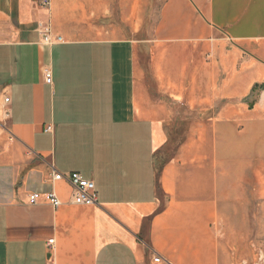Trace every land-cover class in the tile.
<instances>
[{"label":"crops","instance_id":"obj_1","mask_svg":"<svg viewBox=\"0 0 264 264\" xmlns=\"http://www.w3.org/2000/svg\"><path fill=\"white\" fill-rule=\"evenodd\" d=\"M42 1L0 0V264H264V0Z\"/></svg>","mask_w":264,"mask_h":264},{"label":"built area","instance_id":"obj_2","mask_svg":"<svg viewBox=\"0 0 264 264\" xmlns=\"http://www.w3.org/2000/svg\"><path fill=\"white\" fill-rule=\"evenodd\" d=\"M43 7H48L49 3L47 0L42 1ZM40 34L42 37V44L46 46H51L54 43H61L62 39L60 37H55L52 34L49 24L40 25ZM45 83H51V74L48 70H44ZM8 99H4L5 103H8ZM50 127L46 128V131H50ZM52 180L55 182H64L70 185L73 189L71 203L81 206H94L97 204L96 193L94 184L92 181L83 179L77 173L71 174H60L53 171ZM39 202H44L53 208H58L61 205L60 199L53 192L48 193H32L28 195V204L35 205ZM53 241H49L48 245L52 244ZM153 263L159 264L161 262L159 257H153Z\"/></svg>","mask_w":264,"mask_h":264},{"label":"rangeland","instance_id":"obj_3","mask_svg":"<svg viewBox=\"0 0 264 264\" xmlns=\"http://www.w3.org/2000/svg\"><path fill=\"white\" fill-rule=\"evenodd\" d=\"M251 99H253V97ZM186 130H187V124H184L183 126H181L180 130H178V133L175 135L176 136V139L174 141L175 143L182 141L183 134H185ZM176 148H177L176 145L171 146L170 150L172 151V153L176 150ZM219 233H220V231H219ZM220 235H221V233H220Z\"/></svg>","mask_w":264,"mask_h":264},{"label":"trees","instance_id":"obj_4","mask_svg":"<svg viewBox=\"0 0 264 264\" xmlns=\"http://www.w3.org/2000/svg\"><path fill=\"white\" fill-rule=\"evenodd\" d=\"M259 87L258 86H255L254 88H253V92L256 90V89H258Z\"/></svg>","mask_w":264,"mask_h":264}]
</instances>
